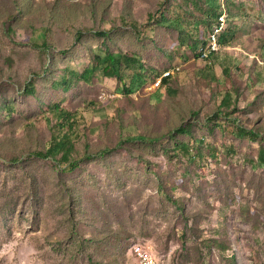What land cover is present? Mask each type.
Segmentation results:
<instances>
[{
  "label": "rangeland",
  "instance_id": "374dc122",
  "mask_svg": "<svg viewBox=\"0 0 264 264\" xmlns=\"http://www.w3.org/2000/svg\"><path fill=\"white\" fill-rule=\"evenodd\" d=\"M261 149L264 0H0V264H264Z\"/></svg>",
  "mask_w": 264,
  "mask_h": 264
},
{
  "label": "trees",
  "instance_id": "16d2710c",
  "mask_svg": "<svg viewBox=\"0 0 264 264\" xmlns=\"http://www.w3.org/2000/svg\"><path fill=\"white\" fill-rule=\"evenodd\" d=\"M226 13L227 12H225V10L222 11L221 16L219 17V19L217 21V24L215 25V27L218 26L217 30L221 29L222 27H224L223 30L221 31V33L219 34V44H220L221 50H222V46L227 42L226 39H227V36H228V33H229V31H227L228 30L227 29V24H226V26H223L222 22L220 21V20H222L221 18L224 15H226ZM217 30H216V32H217ZM6 31L8 33L11 32L10 24L7 25ZM214 32H215V30H213L212 32L209 33V36H210V37H208L209 40H207L208 41V42H206L207 44H203L202 47L203 46H207L212 41L213 36L216 34V32L215 33ZM100 35L104 36L103 33H100ZM220 52H218L215 55H218ZM95 59H96L98 65H99L100 72L105 77H108V78L115 77L120 83L124 84L125 88L127 89V86H126L125 80H124L125 76L123 75V72H124V69L126 68V66L131 61H133L132 59L127 58V57H121V56L112 54L110 52L107 53L105 57L97 56V57H95ZM179 68L180 67H178V68L175 67L173 69L171 68V70L169 69L170 71L165 70V71H168V73L169 72L171 73L170 76H168V77H164V75L166 73L163 74L165 72V71H163L160 74V76L156 79V81H160L161 80V86L169 84L170 81H172V78L176 74H179L181 72V68H180L179 71L177 70ZM226 69L227 68H225V70ZM140 76L141 75L139 73L136 74V78H140ZM157 83H155V84H157ZM29 87L32 88V85L29 86ZM129 92H131V89L129 90ZM55 109L58 110V111H61V113L59 114V119H58V121H57V123L55 125V128L57 129V131L60 130V129L66 128L68 126H73L75 124V122L71 119L73 115H71L67 111H64V110L60 109L58 106H56ZM251 133L253 135L255 134L253 131ZM66 145H67V141L63 140V138H61L60 135L56 136V134H55L54 137L51 140L50 147L46 151L38 152L37 155L42 157V158H55L57 156V154H60L62 152V150L65 148ZM101 153L104 154L103 152H101ZM259 159H260V163L264 166V149H261L259 151Z\"/></svg>",
  "mask_w": 264,
  "mask_h": 264
},
{
  "label": "bare ground",
  "instance_id": "6f19581e",
  "mask_svg": "<svg viewBox=\"0 0 264 264\" xmlns=\"http://www.w3.org/2000/svg\"><path fill=\"white\" fill-rule=\"evenodd\" d=\"M221 31H218L217 35H215L213 37V41H212V44L210 45L209 49H208V53L206 54V56L209 58L211 56H214L215 54H217L220 50H221V47H220V44H219V35ZM215 48L216 52H210L212 51L213 49ZM171 74V73H170ZM170 74H167L165 77H168L170 76Z\"/></svg>",
  "mask_w": 264,
  "mask_h": 264
},
{
  "label": "built area",
  "instance_id": "2783aa9c",
  "mask_svg": "<svg viewBox=\"0 0 264 264\" xmlns=\"http://www.w3.org/2000/svg\"><path fill=\"white\" fill-rule=\"evenodd\" d=\"M210 52H216L215 48ZM207 53V52H206ZM205 57V55H204ZM133 254H138L141 257V264H156L157 260H152L144 249H140L139 252H132Z\"/></svg>",
  "mask_w": 264,
  "mask_h": 264
}]
</instances>
